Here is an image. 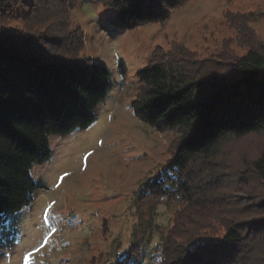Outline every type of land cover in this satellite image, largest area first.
Returning <instances> with one entry per match:
<instances>
[{
  "label": "trees",
  "instance_id": "obj_1",
  "mask_svg": "<svg viewBox=\"0 0 264 264\" xmlns=\"http://www.w3.org/2000/svg\"><path fill=\"white\" fill-rule=\"evenodd\" d=\"M90 1L130 27L165 20L187 0ZM76 4L0 0V227L34 200V171L48 160L50 141L88 127L109 90L106 66L84 53L71 14ZM19 5L29 13L24 27L14 28L9 19ZM226 17L243 53L201 58L176 44L138 73L135 115L176 133L145 194L183 202L161 234L154 264H264V144L245 157L244 170H226L222 157L234 139L264 133V41L248 24L250 14ZM235 178L243 199L254 194L248 201L224 191ZM130 259L126 253L116 264Z\"/></svg>",
  "mask_w": 264,
  "mask_h": 264
},
{
  "label": "rangeland",
  "instance_id": "obj_2",
  "mask_svg": "<svg viewBox=\"0 0 264 264\" xmlns=\"http://www.w3.org/2000/svg\"><path fill=\"white\" fill-rule=\"evenodd\" d=\"M23 6L9 19L14 28L26 24L29 8ZM241 13L251 15L248 24L264 41V0H187L165 20L130 27L117 23L111 8L77 0L71 14L81 26L84 53L106 66L110 87L88 127L50 141L48 160L34 171V200L0 227V264H116L126 253L132 264L157 261L161 234L183 202L145 194V183L170 158L176 133L135 115L138 73L154 53L176 44L201 58L243 53L226 17ZM263 144L264 133L229 142L222 151L225 169H247L245 157ZM240 182L235 178L224 191L243 199Z\"/></svg>",
  "mask_w": 264,
  "mask_h": 264
}]
</instances>
